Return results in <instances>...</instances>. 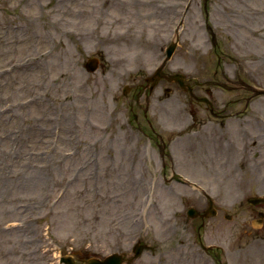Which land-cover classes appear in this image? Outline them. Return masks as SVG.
<instances>
[{"label": "rangeland", "instance_id": "rangeland-1", "mask_svg": "<svg viewBox=\"0 0 264 264\" xmlns=\"http://www.w3.org/2000/svg\"><path fill=\"white\" fill-rule=\"evenodd\" d=\"M75 1L0 0V264L131 257L138 240L155 249L133 264H212L199 238L225 264H264L247 200L264 197V0ZM173 172L233 214L209 220L223 233L184 230L200 195Z\"/></svg>", "mask_w": 264, "mask_h": 264}, {"label": "flooded vegetation", "instance_id": "flooded-vegetation-1", "mask_svg": "<svg viewBox=\"0 0 264 264\" xmlns=\"http://www.w3.org/2000/svg\"><path fill=\"white\" fill-rule=\"evenodd\" d=\"M234 102L236 103V100H234ZM231 105H233V103L232 104L231 103L228 104L227 110L229 109V106H231ZM207 106L209 107L208 108L209 110L210 109L213 110L212 103H210L209 105L207 104ZM213 115L216 116V117H219V114L218 115L213 114ZM225 116L226 117L228 116V118H233L234 117L233 114H231V115H224V114L221 115V117H225ZM238 117H239V119H241L243 117V115L239 114ZM241 120L244 121L247 125L241 124L240 123L241 121H240V122H238V127L237 128L243 129L242 131L244 133H246V131L251 128L250 123L247 120H243V119H241ZM222 125L227 126V124L224 123V122H222ZM222 139L223 138L221 136H219L217 141H211V146L216 148L220 144ZM224 143L226 145H228V141H225ZM224 143H223V145H224ZM213 197H214L213 195H209L208 193L201 192L199 197L192 198V201H194L193 206H194V204H196L195 207L198 208V210L201 212V214H200L201 218H200V221L197 222V225H195L196 222H194L192 219H189L188 215H187L186 219L184 220V223L186 224V231H189V232L192 233V229H196L198 231V233H199V236H201V234L202 233H206L208 227L211 226V231L212 232L215 231L217 233H221V232L223 233L222 228H219L218 226L215 227V224L210 225V222H209L210 219L208 220L207 216L212 211H214V213H215L214 219H219L220 218L222 220L226 219V220H231L232 221L234 219V216L232 214H225L223 207H220L218 205V203L214 204L215 200H214ZM210 207L212 208V211L209 210ZM250 209H251V211L253 213H257L258 222L261 225L264 224V211L257 210L254 206L252 208H250ZM177 211H178V208L176 207L175 212H177ZM199 239H200L199 240L200 241V247L204 251L205 256H207L206 257L207 260H211L213 262L212 264H225L223 262V257L218 258L216 255L212 254L211 250H213V249L210 248V246L207 245V244L204 245L202 243V238H199ZM140 243L142 244L141 241H140ZM215 249L223 251L221 249V247H219V246H217ZM127 260L130 261L131 259L129 258ZM129 264H131V262H129ZM206 264H208V263H206Z\"/></svg>", "mask_w": 264, "mask_h": 264}, {"label": "water", "instance_id": "water-1", "mask_svg": "<svg viewBox=\"0 0 264 264\" xmlns=\"http://www.w3.org/2000/svg\"><path fill=\"white\" fill-rule=\"evenodd\" d=\"M174 51L173 45L168 49V56L172 54ZM96 69L95 60L92 59L91 63L89 64V70L93 71ZM159 75V73H157ZM175 78H181L180 75H177ZM156 81V79H154ZM181 84V83H180ZM182 85V84H181ZM143 251V248L137 246L135 249L136 255L139 256ZM61 262L65 264H76L72 257H63L61 258ZM124 263V254H113L110 255L103 260L100 259H90L86 261L84 264H123Z\"/></svg>", "mask_w": 264, "mask_h": 264}, {"label": "bare ground", "instance_id": "bare-ground-1", "mask_svg": "<svg viewBox=\"0 0 264 264\" xmlns=\"http://www.w3.org/2000/svg\"><path fill=\"white\" fill-rule=\"evenodd\" d=\"M65 1H69V3H70V1L71 0H65ZM74 1V0H73ZM76 2H78V0H76L75 1V3ZM71 4V3H70ZM90 7L88 8L89 10H87L86 12L87 13H90V12H92L93 11V9L94 10H96L97 8L95 7V5H89ZM77 7H79V6H77ZM76 7V8H77ZM102 12V11H101ZM247 15H249V14H247ZM250 16V15H249ZM127 36V35H126ZM128 36H129V33H128ZM118 39L119 40H121V38L118 36ZM178 41H179V39L178 38H176V40L175 41H172L171 42V45H173V48H175L177 45H178ZM34 60L35 58H28V57H26L25 59H23V65H27L28 64V62L29 63H32L33 61H30V60ZM30 65H28V67H29ZM61 73V72H60ZM177 76V74L176 75H173V74H170V77H171V80L174 82V83H176V82H179V83H181L182 85H183V87H189V85L187 84V81H191L189 78H188V76L187 77H184V76H181V78H175ZM177 84V83H176ZM36 95L35 96H38V95H40L41 96V94L40 93H38V92H36L35 93ZM186 104L184 103V106H185ZM193 110H196V108H195V106H194V104L192 103V107H191ZM134 119L135 120H137V121H139V118H138V116L137 115H134ZM160 123H161V121H160ZM172 127V126H171ZM221 135H223V136H225V133H221ZM2 152H3V149H0V156H1V154H2ZM226 214V213H225ZM209 215L210 216H212L213 218L215 217V215H214V211H212V212H210L209 213ZM225 216V215H224Z\"/></svg>", "mask_w": 264, "mask_h": 264}]
</instances>
